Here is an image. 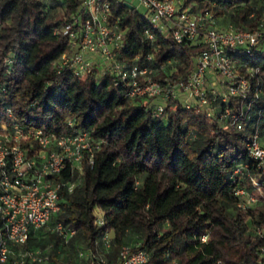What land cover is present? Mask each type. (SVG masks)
Segmentation results:
<instances>
[{"label": "trees", "instance_id": "16d2710c", "mask_svg": "<svg viewBox=\"0 0 264 264\" xmlns=\"http://www.w3.org/2000/svg\"><path fill=\"white\" fill-rule=\"evenodd\" d=\"M175 1L179 11L210 13L217 29L252 30L264 17V0ZM81 2L0 0V121L56 135L84 132L97 145L90 164L84 155L80 174L61 173L62 181H78L71 193L60 189L59 211L47 225L59 223L74 236L63 243L41 229L26 247L49 246V264H115L121 247L146 252L145 264H264V214L258 210L264 179L257 178L259 190L250 185L258 174L245 150L253 135L264 147V40L247 54L227 55L240 75L258 69L249 96L225 105L217 100L207 116L197 105L185 109L177 97L128 98L127 83L104 69L97 73L99 62L82 77L58 72L56 61L73 52L58 30L72 17L83 20ZM108 5L107 27L122 33L114 63L124 70L147 67L163 88L186 78L198 44H176L150 27L144 11L129 10L121 0ZM158 105L163 112L154 118ZM224 107L243 113L240 131L219 120ZM240 189L255 199L244 209L237 207Z\"/></svg>", "mask_w": 264, "mask_h": 264}, {"label": "built area", "instance_id": "2783aa9c", "mask_svg": "<svg viewBox=\"0 0 264 264\" xmlns=\"http://www.w3.org/2000/svg\"><path fill=\"white\" fill-rule=\"evenodd\" d=\"M146 14L151 28L170 35L176 44L184 41L199 45L194 65L184 80L164 88L153 81L151 70L132 65L124 70L113 62L114 52L122 44V33L107 27L108 0H82L83 20L72 17L71 23L58 32L67 36L72 54L61 56L55 68L71 70L77 77L91 71L93 56L100 62V69L114 75L119 82H126L128 98H158L161 101L176 98L178 93L186 94L189 101L183 103L185 109L202 108L209 116L219 100L227 104L230 100L244 101L249 96L251 80H255L258 69H246L244 75L235 71L228 53L243 51L246 54L264 40V17L258 27L241 30L227 27L217 29L212 15L208 12L194 16L187 10L179 11L175 0H133ZM227 12V11H226ZM147 40L152 37L145 32ZM150 57L146 58L149 62ZM219 79L221 91L217 90L212 79ZM209 87V90L205 89ZM258 82H255L256 93ZM163 112L161 105L153 108L151 114L158 118ZM8 114V110H7ZM242 112L232 113L224 107L219 120H225L236 131L241 130ZM71 128V123H67ZM97 145L84 132L43 133L39 130L23 129L15 123L0 121V264H49L48 249L27 248L26 243L33 232L48 230L66 243L74 236L73 230L53 223L51 218L59 211V192L63 188L71 193L77 184L76 179L61 180L60 175L67 170L69 175L80 174V164L84 155L88 163ZM246 155L256 163L257 177H250L249 183L259 190L257 178L264 179V147L256 135L251 136L245 145ZM239 174L238 170L234 171ZM235 196L243 203L237 207L244 209L255 199L243 190H236ZM94 224L103 226L101 218ZM259 234V232H257ZM107 247V240H102ZM203 241V239H201ZM264 257V252H261ZM146 252L121 247L115 264H145ZM96 264H106L100 261Z\"/></svg>", "mask_w": 264, "mask_h": 264}, {"label": "rangeland", "instance_id": "374dc122", "mask_svg": "<svg viewBox=\"0 0 264 264\" xmlns=\"http://www.w3.org/2000/svg\"><path fill=\"white\" fill-rule=\"evenodd\" d=\"M121 1H122L124 4H127V5L131 6L132 8H134V9H136V10H138V11H141V8L139 7L137 1H133V0H121ZM90 58H91V62H92V63H98L97 58H95V57H93V56H90ZM99 63H100V62H99ZM96 71H97V73H100V68H99V66H97ZM97 75H99V74H97ZM212 81H213L215 87H217V90H218V91H221V88L219 87V84H218V82H219L220 80L216 78V79H212ZM176 97H177L178 101H179L181 104H183L185 101H189V100L187 99L186 94L178 93ZM224 131H225V132H229V140L233 143V139H232V133H231V131H230L229 129H224ZM254 195L257 196V193H254ZM258 210H259L261 213L264 214V207L259 206V207H258ZM78 254H79V253H78ZM77 257L80 258V257H81V254L77 255Z\"/></svg>", "mask_w": 264, "mask_h": 264}, {"label": "water", "instance_id": "95a60500", "mask_svg": "<svg viewBox=\"0 0 264 264\" xmlns=\"http://www.w3.org/2000/svg\"><path fill=\"white\" fill-rule=\"evenodd\" d=\"M125 5V7H127L129 10H131L132 9V7L131 6H129V5H127V4H124Z\"/></svg>", "mask_w": 264, "mask_h": 264}]
</instances>
